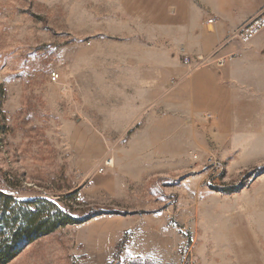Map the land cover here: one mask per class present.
Segmentation results:
<instances>
[{
	"label": "rangeland",
	"instance_id": "rangeland-1",
	"mask_svg": "<svg viewBox=\"0 0 264 264\" xmlns=\"http://www.w3.org/2000/svg\"><path fill=\"white\" fill-rule=\"evenodd\" d=\"M131 4L0 0V193L51 201L77 219L94 215L23 243L8 264H90L78 240L101 224L88 222L102 216L130 222L155 213L179 230L180 244L161 249L145 241L152 257L121 261L130 233L106 264H264L263 136L231 134L215 144L207 131V147L195 149L168 135L159 153L173 154L175 168L137 180L126 175L131 161L142 159L139 148L157 133L143 131L141 113L131 117L133 85L148 74L128 65L140 58L141 47L132 41H144L145 27ZM180 57L183 64L192 59ZM109 159L112 166L98 174ZM229 188L236 192H222Z\"/></svg>",
	"mask_w": 264,
	"mask_h": 264
},
{
	"label": "crops",
	"instance_id": "crops-1",
	"mask_svg": "<svg viewBox=\"0 0 264 264\" xmlns=\"http://www.w3.org/2000/svg\"><path fill=\"white\" fill-rule=\"evenodd\" d=\"M130 1L132 15H139L145 25V42L132 41L141 47L140 58L128 65L131 70L148 72L146 79L133 85L137 89L131 117L141 113L146 121L143 131L157 133L139 148L142 159L131 161L126 175L137 180L162 175L166 167L175 168L173 154L159 153L168 135L173 138L169 141L195 149L207 147V131L215 144L220 136L231 134L264 137V31L247 44L230 39L264 7V0ZM216 50L217 55L197 69L181 61V55L206 58ZM228 56L233 59L218 68L215 59ZM206 115L210 120H204ZM97 224H101L97 232L78 240L80 255L90 264L110 262L116 243L130 233L121 261L152 257L143 250L150 241L159 242L161 249L180 244L179 230L175 233L162 213L130 222L102 216L85 226Z\"/></svg>",
	"mask_w": 264,
	"mask_h": 264
},
{
	"label": "trees",
	"instance_id": "trees-1",
	"mask_svg": "<svg viewBox=\"0 0 264 264\" xmlns=\"http://www.w3.org/2000/svg\"><path fill=\"white\" fill-rule=\"evenodd\" d=\"M258 171L261 169L257 168ZM5 182L10 187L13 186L7 179ZM222 192L232 194L236 189L229 188ZM88 219H77L62 207L45 199L24 201L0 193V264L10 263L18 255L23 243L29 245L58 229L79 225ZM125 242L124 237L116 244L114 256L121 252Z\"/></svg>",
	"mask_w": 264,
	"mask_h": 264
},
{
	"label": "built area",
	"instance_id": "built-area-1",
	"mask_svg": "<svg viewBox=\"0 0 264 264\" xmlns=\"http://www.w3.org/2000/svg\"><path fill=\"white\" fill-rule=\"evenodd\" d=\"M213 19H210L207 21L208 24H211ZM264 31V7L260 9V11L253 17L250 21L245 23L236 33L235 35H232V38H235L237 41H239L242 44L249 43L252 39H254L258 34ZM233 59L232 56L228 57H220L216 59V65L220 68L223 67L225 64H227L229 61ZM208 59L204 57H196L194 60L192 59H185L184 63L188 66L194 65V66H202L206 64V61ZM194 158H196V155H193ZM209 163L212 166L213 170L219 171L221 169L220 163L217 162V160L214 157L208 158ZM112 166V161L106 160L102 165L98 167V174H103L106 172V170Z\"/></svg>",
	"mask_w": 264,
	"mask_h": 264
}]
</instances>
